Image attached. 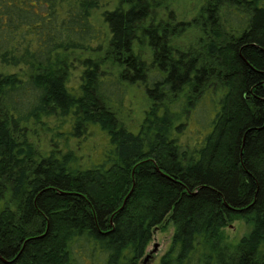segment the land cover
I'll use <instances>...</instances> for the list:
<instances>
[{"label": "trees", "instance_id": "1", "mask_svg": "<svg viewBox=\"0 0 264 264\" xmlns=\"http://www.w3.org/2000/svg\"><path fill=\"white\" fill-rule=\"evenodd\" d=\"M173 1L0 0V264H141L167 224L161 264H264V0Z\"/></svg>", "mask_w": 264, "mask_h": 264}, {"label": "rangeland", "instance_id": "2", "mask_svg": "<svg viewBox=\"0 0 264 264\" xmlns=\"http://www.w3.org/2000/svg\"><path fill=\"white\" fill-rule=\"evenodd\" d=\"M173 5L177 11H180L183 14L181 16H184L187 21H192L193 18L197 16L200 8L203 6V0H174ZM192 40L195 42V38ZM0 69L3 70V68ZM74 79H76L75 76ZM125 96L124 104H122L123 106L119 107L120 105H118L117 108L115 106L113 107V110L118 113V118L128 129L133 132H137L144 121L145 113L150 105L145 89L139 84L128 85ZM115 100L118 101L117 96ZM217 109V104L213 99H210V101L204 100L200 102L197 110L190 115V119L188 121H184V123H186L182 128L184 141L187 143H194L195 140L200 138L198 137L200 132L203 128L208 127V123L210 119L212 120L214 118ZM44 136L43 132H39L37 143L43 141L41 146L46 147L47 143ZM92 139H94L93 141L97 143L103 141V138L99 135H93ZM33 140H35V138H33ZM98 151L101 150L98 149ZM248 231L249 227L246 223L242 220H238L234 221L224 230V235L231 244L237 245L241 238L248 233ZM173 234L174 228L169 224L155 230L153 239L146 249V255L154 249L155 244L159 245V250L149 264H161L162 257L166 254L171 245Z\"/></svg>", "mask_w": 264, "mask_h": 264}, {"label": "water", "instance_id": "3", "mask_svg": "<svg viewBox=\"0 0 264 264\" xmlns=\"http://www.w3.org/2000/svg\"><path fill=\"white\" fill-rule=\"evenodd\" d=\"M158 250H159V245L155 244L154 249L149 254L145 255L141 264H149L151 260L154 258V255L158 252Z\"/></svg>", "mask_w": 264, "mask_h": 264}]
</instances>
